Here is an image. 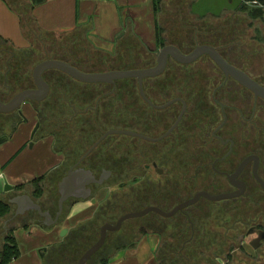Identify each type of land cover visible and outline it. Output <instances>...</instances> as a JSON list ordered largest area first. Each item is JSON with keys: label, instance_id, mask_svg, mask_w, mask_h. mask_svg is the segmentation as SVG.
I'll use <instances>...</instances> for the list:
<instances>
[{"label": "flooded vegetation", "instance_id": "af4514ba", "mask_svg": "<svg viewBox=\"0 0 264 264\" xmlns=\"http://www.w3.org/2000/svg\"><path fill=\"white\" fill-rule=\"evenodd\" d=\"M261 8L263 15L251 17L254 29L248 27L253 33L249 36L253 39L251 43L242 40V44L206 45L215 47L228 63L264 90V6ZM251 30L243 34L247 36L246 32ZM198 45L189 50L178 47L190 53ZM18 53L0 50L7 67L0 83V96L5 103L25 89L36 88L33 71L37 64L47 59L69 62L55 56L40 60L29 74L31 84L14 91L10 81L18 80L14 78L18 72L14 67L20 64ZM170 63L181 66L182 70H167ZM42 76L50 87L48 95L30 102L38 113L34 140L52 139L54 158L43 174V185L58 190L61 197V184L71 172L72 184L66 183L71 192L67 203L74 204L83 195L89 200L96 199L98 208L92 219L104 218L103 224L116 223L122 214L115 221L112 219L116 206L120 205L112 202V198L127 186L132 191L145 186L151 201L145 207L154 205L170 213L199 191L231 193L240 190L235 181L245 185L243 193L236 197L219 201L201 197L171 215L150 212L139 217L144 219L136 226L125 221L119 230L108 232L105 243L88 264H96L117 248L139 243L143 239L138 232L141 227L147 230L146 235H157L152 264H158V253L167 264L170 255L184 259L201 251L214 254L205 264H221L216 254L226 253L227 259L234 260L239 250L245 252L246 243L260 254L259 258L264 256V186L255 176L256 171L264 181V94H257L227 75L208 54L187 64L169 57L162 73L143 79L142 89L134 77L117 79L114 83H90L54 68L43 71ZM23 104L15 111L4 113L10 130L1 132L0 138L13 135L17 123L26 120ZM184 107V114L175 125ZM111 129L134 131L154 140L127 134L102 138ZM248 158L240 174L232 180L230 176ZM81 184L88 191L81 189ZM22 185L10 199L17 207L14 220L20 219L16 225L47 226L45 223L49 221L35 209L17 214L26 204L18 197L30 196L53 218L59 206L55 210L52 200L37 199L32 191H25L30 182ZM112 189L118 192L112 195ZM238 207L242 210L241 219L234 214ZM63 220L64 209L58 224ZM90 227L67 233L72 240L85 239L90 235Z\"/></svg>", "mask_w": 264, "mask_h": 264}, {"label": "crops", "instance_id": "0c3cea01", "mask_svg": "<svg viewBox=\"0 0 264 264\" xmlns=\"http://www.w3.org/2000/svg\"><path fill=\"white\" fill-rule=\"evenodd\" d=\"M197 1L163 0L161 9L156 15L154 0H44L40 1L38 5H34L32 0H0V43L20 49L30 48L33 38L25 33L21 19V17L30 14L35 27L44 31L39 34L61 38L82 34L97 53L79 52L76 56L81 60L82 65L70 60L69 62L80 66L81 70L85 72H107L138 69L143 67L142 62L157 61L158 52L162 48L158 40V26L162 29V38L166 45L172 44L182 48L181 44L175 40L166 41V39L168 40L167 36L170 37L168 26L172 22L180 25L185 23L184 20L195 24L226 21V25L220 28L223 30L226 27L229 28L230 20L232 26L233 18L244 16L246 26L251 24L252 12L241 11L238 8L240 4L232 11L224 7L221 15L210 12L200 14L193 10ZM235 20L237 22V19ZM182 29L185 27L176 26L175 28L177 32H181ZM220 29L215 28L213 34ZM176 37L180 36L176 35ZM215 37L213 38L215 40L204 41L200 44L222 45L217 42L220 38ZM74 45L75 43L67 41V46L76 47ZM72 53L76 54L74 51ZM105 62L109 63L110 67L100 65ZM121 64L122 66L129 65L128 67L132 68H123ZM30 101L23 102L22 113L26 120H20L15 133L0 143V171L5 174L4 178H0V199L7 202L11 201L14 191L17 190L16 186H21L26 180L28 183L45 174L54 158L51 138L31 139V133L38 120V113ZM5 120L6 124H4ZM7 121L4 113L0 112V133L10 130ZM30 141H34L33 147H30ZM7 182L13 186V190L2 192L1 187ZM32 189L33 187L30 185L24 188L25 191H32ZM47 198L54 204L58 203L59 206L60 194L58 190L46 188L41 200ZM97 208L98 205L93 202V199L80 197L74 204L67 203L66 200L63 206L64 222L52 226L43 224L16 225L14 219L17 216L14 213L5 220L4 228L7 225L10 226L7 230L16 228L15 236L19 245L22 241L27 248L24 249L22 246L20 256L7 264H43L40 251L44 256L50 253L51 246L63 242L69 234L61 236L63 228L74 229L78 224L91 219ZM35 225L39 227L32 228ZM3 236H1V240ZM1 245L0 241V247ZM156 245L157 235H145L135 246L122 248L110 259L109 264H152Z\"/></svg>", "mask_w": 264, "mask_h": 264}, {"label": "rangeland", "instance_id": "374dc122", "mask_svg": "<svg viewBox=\"0 0 264 264\" xmlns=\"http://www.w3.org/2000/svg\"><path fill=\"white\" fill-rule=\"evenodd\" d=\"M240 1L239 0H198L196 4L193 6V10L195 12H198L200 14H206L207 12L213 13L215 15H221L224 11V7H227L229 10L235 9L239 5ZM237 19V22L236 20ZM184 20V19H183ZM233 25L231 26V20L229 21V30L224 28L221 30V26L226 25V21L221 23L220 21L218 23L216 22H207V23H201V24H195L191 23L190 21L187 22V20H184L185 23L182 24H175L172 22L169 24L168 28V33L170 35L167 36L168 40L169 39L175 40L178 43L181 44L182 49L184 50H189L192 47L196 46L197 44H200L204 41H211L215 40L213 38H216L215 36L219 37L218 39V44L224 45L226 42H229V44H232L233 42H236L237 44H242L243 41L245 44H249L252 42L251 37L249 38L250 35H252V30L248 27H251L254 29L255 24H249V26H246V18L244 16L240 18H233ZM235 21V22H234ZM204 22V21H203ZM176 26H180L182 29L181 32H177L175 30ZM184 26V27H183ZM215 28H219L220 30L216 31L215 34H213V31H215ZM227 29V30H226ZM246 30H251L250 32H246L247 36L243 35V32ZM163 34V32H162ZM176 35H179L180 37H176ZM172 36V37H171ZM174 37V38H173ZM182 37H184L182 39ZM33 42L30 48L27 50H19L16 48H12L11 46H8L7 44L0 43V50H6L9 49L14 52H19L18 55L21 56L19 58V67H14V70H17L16 74L14 75L15 79L18 80H12L11 85L12 89L14 91H18L19 89H22L24 87H27L31 84L32 80H30L29 74L32 72V69L34 66L42 59H47V57H62V58H67L73 63H76L78 65H82V62L79 58H77L76 55L79 54V52L82 51H87L90 54H95L97 53L94 48L91 47V45L85 40L82 36V34H76L73 36H67V37H58V36H48L45 34H39L38 32L35 33L33 36ZM249 38V39H248ZM243 40V41H242ZM67 41H71L72 43H75L73 47L72 46H67ZM164 41V39H163ZM191 41V42H190ZM190 42V43H188ZM27 51V52H26ZM33 51V53H32ZM72 51L76 52V54L72 53ZM1 55V54H0ZM7 53L3 54L2 57H6ZM158 56V55H157ZM156 57V55H155ZM153 58V60L155 59ZM156 61L153 62L154 66ZM145 63H141L143 66ZM6 64L2 62V58L0 56V83L3 80L1 77L3 74L6 72ZM175 71H180V70H175ZM21 76H19L20 73ZM24 76V77H23ZM31 142V141H30ZM143 145H145L143 143ZM140 176V175H139ZM128 185V184H127ZM142 185V184H141ZM139 188V186H138ZM2 192H6V185L3 184L1 187ZM13 190V189H12ZM113 190V189H112ZM116 190V189H114ZM112 191L117 193L118 191ZM10 192V191H9ZM104 194V193H103ZM120 194V195H119ZM119 196L113 195L114 198H112V202L116 204H120L119 206H116V211L115 214L112 217V219L115 221L121 214L126 213L128 211H136L139 209L144 208L149 202H151L146 195L145 191V186H140V189L137 191H132L130 186L122 188L121 192H119ZM121 198V200L119 199ZM235 208V207H234ZM17 210L16 206H13V213ZM235 216L238 215L239 217L237 218H242V210L241 207L237 209V211L234 213ZM11 215V216H12ZM234 217V216H233ZM234 217V220L237 219ZM103 220V219H102ZM132 221L129 222L130 225H138L139 223L141 224L143 220H139L137 218L131 219ZM20 219L15 220V223H19ZM138 221V222H137ZM4 224V223H3ZM2 224V227L0 228V238L1 236L4 235V232L10 227L9 225L5 226ZM99 237V231L97 234H93L92 238H89L87 240H84V245L82 247H79V250H82L85 245L90 244L92 241L96 240ZM250 239V238H249ZM1 244L3 241L0 239ZM19 243V242H18ZM25 243L20 241V251L22 253L21 247L23 246L24 249L27 248V246L24 245ZM27 244V243H26ZM81 248V249H80ZM199 250H203L202 248H199ZM198 250V251H199ZM76 251V250H75ZM76 251L75 254L78 256V252ZM84 251V249L82 250ZM204 252V251H201ZM51 253V252H50ZM50 253H47L45 256L41 253V257L43 259V264H55V260L50 257ZM198 253V252H197ZM197 253L193 254V257L191 260L188 262V264H197L198 259L201 257L200 255H197ZM59 255V252H58ZM207 256L205 258H210L213 257V255L206 254ZM217 255V254H216ZM220 255V260L222 261L221 264H264V256L259 258V253L255 252V250L248 244H245V252H241L240 250L238 251V254L235 255V259L231 260V257L228 259L226 258V253L219 254ZM168 263L167 264H186L185 260L182 259V257L179 255H170L168 256ZM77 258V257H76ZM75 258V259H76ZM59 259H63V257L59 256ZM74 258L70 257H65V260L62 264H74L77 259L73 260ZM230 259V261H229ZM48 261V262H47ZM71 262V263H70Z\"/></svg>", "mask_w": 264, "mask_h": 264}, {"label": "water", "instance_id": "95a60500", "mask_svg": "<svg viewBox=\"0 0 264 264\" xmlns=\"http://www.w3.org/2000/svg\"><path fill=\"white\" fill-rule=\"evenodd\" d=\"M40 1H44V0H32V3L34 5H38L40 3ZM204 54H208L222 68V70L225 71V73L227 75H232L240 83H242L245 86H248L251 89H253L257 94H264V90L262 87H260L256 82L251 80L249 78V76L247 74H245L243 71H241L240 69H238L235 66L231 65L230 63H228L223 58V56L217 51V49L215 47H213L211 45H206V44L198 45L192 52L184 53L176 45L168 44L159 50L156 65L151 66V67H147V68L128 69V70H113V71H107V72H85V71L77 68L76 66L70 64L69 62H66L63 60L47 59L45 61H42L41 63H39L35 66L34 71H33V78H34V81L36 84V88L25 89V90L17 93L9 102H6V103L1 100V96H0V112L7 113V112L15 111V110L19 109V107L22 105V103L26 100H42V99H44L48 95L49 88H50L49 84L45 81V79L42 76L43 71H45L47 69H52V68L59 69V70H62L64 72L68 73L69 75H71L72 77H74L77 80H80L83 82H90V83H97V82L114 83L115 80H117V79L134 77V78H137L139 80L140 87L142 89L143 79H145L147 77H154V76H157L160 73H162L167 67L169 57L174 58L179 63L187 64V63H191V62L197 60L200 56H202ZM173 101H175V100H172L171 102H173ZM171 102H169V103H171ZM168 104H166V105H168ZM184 111H185V107H184V110L181 112V115L179 116L175 125L181 120V118L184 114ZM38 126H39V123H37L35 125L32 133H31V139L34 137ZM109 134H127V135L139 136V137H142V138L148 139V140H154L153 138H150L148 136L139 134V133L134 132V131L124 130V129L108 130L102 138H104L105 136H107ZM7 139H8V136L1 137L0 143H3ZM33 145H34V141H31L30 147H33ZM248 160H249V158L246 159L240 165V167L238 168L236 173H234L232 176H230V178L232 180H234L240 174L241 170L244 167V164ZM255 176H256L257 180L264 186V181L259 177V175L256 171H255ZM72 180H73V174L71 172H69L68 176L65 177V179L63 180L64 183L61 184V188H60L61 197L59 199V210L56 214V217L53 218L52 214H50L48 211H43L41 208V205L39 203H37L33 198H31L28 195H22V196L18 197L22 201V203L25 202L26 204L23 203L24 204V206H22L23 208H21L20 211L18 210L17 214L18 213L22 214L26 209H35L39 212V214L46 217V219L49 221V222L45 223L47 226H52V225L58 224V218L63 212L64 202L68 199L69 195H71V192L68 191L69 187H66V183H68V185H69V183L72 184ZM234 183L240 187V190H237V191L231 192V193H220V194H211L207 191H199L197 194H195L194 197L183 202L182 204L177 206L170 213H166L160 207L151 205V206L144 207L140 210L130 211V212L122 214L118 218L116 223H105L101 226L100 236H99L98 240L93 245H91L79 257V259L76 261L75 264H87L89 259L93 255H95L101 249L103 244L105 243L108 232L119 230L125 221L145 216L150 212H156L162 216L171 215V214H174L179 209H182L186 206L194 204L201 197H205V198H208V199L214 200V201H219V200H224V199L239 196L243 193L245 185L242 183H238L236 181ZM12 188H13V186L7 182L6 190L8 191ZM80 188L85 190V191H88L85 188L84 184H81ZM82 197L87 198L86 195H83ZM11 202H12V200L10 201V203ZM93 202H96V199H93ZM33 227L37 229L39 226L35 225V226H32V228ZM32 228H31V231H32ZM68 231H69V229L67 227L63 228L62 232H61V236H65ZM134 245L135 244H133V246Z\"/></svg>", "mask_w": 264, "mask_h": 264}, {"label": "trees", "instance_id": "16d2710c", "mask_svg": "<svg viewBox=\"0 0 264 264\" xmlns=\"http://www.w3.org/2000/svg\"><path fill=\"white\" fill-rule=\"evenodd\" d=\"M163 0H154V10H155V14L157 15L161 9V3ZM260 2H262L264 4V0H258ZM239 9L241 11H245V12H252V15L254 18L259 17L260 15H263V10L262 8H253L251 9L246 3L245 0L240 1L239 3ZM22 21H23V29L25 31V33L29 36H33L35 34V32L38 31V33H44L43 30L41 29H37L34 25V20L33 18L29 15H25L24 17H21ZM46 33V32H45ZM157 34H158V40L161 44V46H165L166 42L163 41L162 38V29L160 26L157 27ZM1 40V38H0ZM3 40V39H2ZM6 41V40H3ZM97 50V49H96ZM123 64V63H122ZM121 64V66H122ZM101 66L104 67H110L109 63H100ZM153 63H146L143 65V67H149L152 66ZM129 65L124 64V66H122L123 68H132V67H128ZM142 67V68H143ZM134 68V67H133ZM170 71L173 70H182V67H178L176 65H173L172 63L169 64L168 69ZM45 177L44 175L39 176L35 179H33L32 181H30L31 186L33 187L32 190V195L34 198L37 199H41L45 193V189L46 186L43 185V181H44ZM23 185L21 186H16V189H22ZM58 208V203L55 204V210ZM140 210V209H139ZM13 213V205L10 202H7L6 200H2L0 199V228L2 227V224L5 222V220L7 218H9ZM105 220L104 218H91L90 221L86 220L85 222L78 224L74 229H83L86 227H90V235H88L85 239H71L70 235H67V237L65 238V240L61 243L58 244H54L51 246V253H50V257L52 258V260H55V264H62L65 260V257H70V258H76L77 260L79 259V257L91 246L93 245L97 240L92 241L90 244L85 245L83 247L84 251L79 250V247H82L84 245V240H87L89 238L93 237V234H97V232L100 230V225L103 224V220ZM139 219V218H137ZM144 218H141V220ZM134 220V219H133ZM140 220V219H139ZM132 221V220H130ZM90 222H93V224H91ZM129 222V221H128ZM90 225V226H89ZM99 228V229H98ZM15 230L16 228H11L9 230H7L3 236V243L0 247V264H7L11 261H13L14 259L18 258L20 256V247H19V243L17 241V238L15 236ZM139 234L143 237L147 234V230L144 227L139 228L138 230ZM100 234V232H99ZM81 249V248H80ZM122 248H117L114 252L108 254L105 257H102L101 259H99L96 263L97 264H109L110 259L115 256L119 250H121ZM80 252L78 253V256H76L75 252L76 251ZM59 252V255H58ZM197 255H200L201 257L198 259L197 264H205L206 262L209 261V258H205L207 255L204 252H199V254L197 253ZM59 256L63 257V259H59ZM158 264H165L164 260H163V255L161 253H158ZM180 257V256H179ZM193 255H186V257H182L183 260H185L186 264H188V258H192ZM216 257H220L219 254L216 255ZM73 259V260H74ZM75 259V260H76ZM48 262V261H47ZM71 263V262H70ZM76 263V262H75ZM74 263V264H75Z\"/></svg>", "mask_w": 264, "mask_h": 264}, {"label": "built area", "instance_id": "2783aa9c", "mask_svg": "<svg viewBox=\"0 0 264 264\" xmlns=\"http://www.w3.org/2000/svg\"><path fill=\"white\" fill-rule=\"evenodd\" d=\"M245 3L250 7V8H261L264 6V4L258 0H245ZM5 174L4 172L0 171V178H4Z\"/></svg>", "mask_w": 264, "mask_h": 264}]
</instances>
